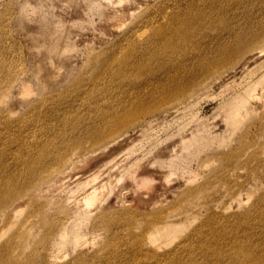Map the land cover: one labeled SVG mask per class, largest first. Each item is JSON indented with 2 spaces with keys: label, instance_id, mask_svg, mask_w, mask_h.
Returning <instances> with one entry per match:
<instances>
[{
  "label": "rangeland",
  "instance_id": "374dc122",
  "mask_svg": "<svg viewBox=\"0 0 264 264\" xmlns=\"http://www.w3.org/2000/svg\"><path fill=\"white\" fill-rule=\"evenodd\" d=\"M259 32L264 0H0V186L34 181L0 216V264L264 263ZM242 41L248 66L172 105V79ZM106 113L128 126L91 147Z\"/></svg>",
  "mask_w": 264,
  "mask_h": 264
},
{
  "label": "bare ground",
  "instance_id": "6f19581e",
  "mask_svg": "<svg viewBox=\"0 0 264 264\" xmlns=\"http://www.w3.org/2000/svg\"><path fill=\"white\" fill-rule=\"evenodd\" d=\"M202 24V22H201ZM196 25L194 18H189L187 20L184 19V16L178 18V24L172 25L171 30L172 34L167 37L166 44L168 46H177L180 41H186L192 36V28ZM195 32V28H194ZM259 37L264 38V32L257 33ZM258 48H252L250 43L248 42H240L237 46L233 48H229L226 51H221L216 58H209L206 63L201 67L200 71L193 72L189 76H186L185 81L182 79H172V83L165 88L166 97L178 98L172 105L179 104L186 97H194V93L207 82V79H212L215 75H221L222 71L225 69L226 65L230 61L242 62L244 65H249V61L251 59L256 58L259 54ZM247 63V64H246ZM246 68H249L247 67ZM245 67V66H244ZM141 69L144 66L140 67ZM22 90L24 94L30 93L31 89L27 84H22ZM169 95V96H167ZM156 100L155 96L152 97ZM144 100H141L143 102ZM169 103V102H168ZM146 105L145 103L142 104ZM139 102H135L131 108L124 109L125 112H129L132 109L138 110L141 108ZM101 118L107 127L103 129L96 130L92 135V143L91 147H96L104 144L106 141L112 138H116L118 132L121 130L120 128L127 125L128 117L125 115H120V117L116 118V113H106L103 114ZM128 126V125H127ZM131 126V125H130ZM106 136L105 140H102L101 137ZM59 167L56 168L54 173L59 171ZM34 181H28L25 184L20 183L14 179H10L4 185L0 186V216L2 213L8 208L12 203H14L18 198H22L27 194V191L31 188V184ZM36 186V183L33 187ZM95 199V195H91L87 198V201L91 202ZM158 234L162 232L160 228L157 230ZM155 236H151L149 242L155 241ZM157 239V238H156ZM140 243V240L138 241ZM243 264H264L263 259L257 258L256 260H246Z\"/></svg>",
  "mask_w": 264,
  "mask_h": 264
}]
</instances>
